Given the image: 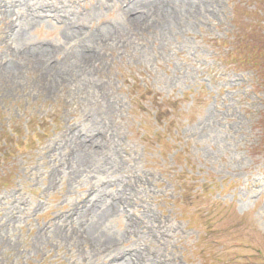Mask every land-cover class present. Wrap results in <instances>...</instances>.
<instances>
[{
  "label": "rangeland",
  "instance_id": "374dc122",
  "mask_svg": "<svg viewBox=\"0 0 264 264\" xmlns=\"http://www.w3.org/2000/svg\"><path fill=\"white\" fill-rule=\"evenodd\" d=\"M6 1L0 264H264V0Z\"/></svg>",
  "mask_w": 264,
  "mask_h": 264
},
{
  "label": "bare ground",
  "instance_id": "6f19581e",
  "mask_svg": "<svg viewBox=\"0 0 264 264\" xmlns=\"http://www.w3.org/2000/svg\"><path fill=\"white\" fill-rule=\"evenodd\" d=\"M172 0H159L158 5L162 8V18H161V22H159L158 20L156 21V23L163 29H167V27H171L172 23H173V19L174 16L176 14V9L175 7H172ZM13 5H14V1H6V0H0V15L1 16H6V18H8V16L10 15V13L13 10ZM55 7L54 5L50 6L49 9ZM195 11V10H194ZM136 21H142V17L141 15H138L136 17H134ZM51 49H45L42 52V57H46V58H50V54H51ZM98 54L94 53L92 56H90L91 61H93L94 59H97ZM20 65H17L16 63L10 64L8 65V67L5 69V71L10 74V75H17L19 72V69L17 68ZM57 79V78H54ZM59 83L58 79L57 80H53L51 82L52 85H50L49 87H55L54 85H57ZM128 201L127 199H124L123 196H117V198L114 199V201L109 205L107 212L109 211H114L116 209H118L121 205L123 204H127ZM104 214V213H103ZM95 225L97 226L98 223H95ZM95 232L97 233V229L96 227H94ZM96 233H91L93 235H95ZM108 242H103V243H94V248H97L96 250H99L101 247H108ZM95 250V249H94ZM124 259H128V260H132L134 262H138L140 260L144 259V254L142 251H140L139 249L135 248L132 250H128L125 251L123 253L122 256Z\"/></svg>",
  "mask_w": 264,
  "mask_h": 264
}]
</instances>
